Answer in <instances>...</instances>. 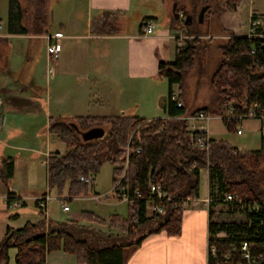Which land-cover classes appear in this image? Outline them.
<instances>
[{"label": "trees", "instance_id": "16d2710c", "mask_svg": "<svg viewBox=\"0 0 264 264\" xmlns=\"http://www.w3.org/2000/svg\"><path fill=\"white\" fill-rule=\"evenodd\" d=\"M215 0H196L189 10L180 8L174 1L173 23L180 19L184 27H190L193 18L204 8L203 20L224 12ZM236 0H225L231 8ZM119 12H102L92 22L96 33H114L113 23ZM23 10L18 0L7 1V32L24 34L21 21ZM189 17V21L185 18ZM181 21V20H180ZM258 29L254 36H235L232 33L218 46L220 58L211 73H208L203 56L208 51L212 38H203L199 30L189 33L183 46H175V58L170 63L159 62L157 76L165 79L169 90L165 119L148 122L135 116L78 117L72 123L50 118L48 130L65 144L64 153H51L47 159V186L61 196L67 189L71 197L88 196L93 185L80 180L92 177L107 161L112 168V184L118 181L129 156L124 176L113 190L120 199V191L133 195L138 190L141 198L127 204L125 216L111 214L107 219L93 211L83 210L80 216L86 224L71 220L53 222L44 218L36 223L26 222L20 229L6 228L0 241V264H8V251L16 249L15 264H47L46 256L54 251L71 254L79 264H125L126 256L138 248L150 234L165 232L170 236L181 233L184 207L165 202L162 213L147 216L146 196L149 183H161L167 195L174 200L196 198L199 191V171H208L211 203L225 202V194H235V201L226 202L230 212L243 206L245 221L210 222L208 243L225 249L231 243L247 241L256 248L264 244V148L241 153L227 140L208 139L206 148H199L196 140L204 132H189L185 117L202 112L209 116L223 114V106L230 105L234 117H223L228 131L238 126L239 115L256 103V112L264 115V35ZM196 70L197 77H206L212 93L208 102L191 107L184 99L185 79ZM200 80V79H199ZM178 85L176 99H171L172 85ZM264 120V119H263ZM102 132L100 137L94 132ZM191 134V136H190ZM264 144V129L261 135ZM139 150V152H137ZM194 166V167H193ZM193 167V168H192ZM5 176L13 172V161H4ZM4 172V171H3ZM9 174V176H8ZM222 194L217 196L216 192ZM10 194V192H9ZM12 202L7 197V205ZM24 205V201L22 202ZM257 209L247 212L249 206ZM103 227L104 229L102 230ZM118 231V232H115ZM224 233L223 237L217 236Z\"/></svg>", "mask_w": 264, "mask_h": 264}, {"label": "crops", "instance_id": "0c3cea01", "mask_svg": "<svg viewBox=\"0 0 264 264\" xmlns=\"http://www.w3.org/2000/svg\"><path fill=\"white\" fill-rule=\"evenodd\" d=\"M7 1L4 0L1 7H7ZM145 1L148 2L141 0L143 4ZM18 2L23 10L21 23L26 33H8L7 13L5 17H0V241L8 226L20 229L26 222L36 223L43 218L53 222L71 220L86 224L80 216L65 217L64 220L49 217L48 201L52 197L46 192L23 193L16 178L17 162L22 156L31 159L43 156L40 163L44 167L43 177L47 186L48 156L56 152L61 154L50 150V139L54 136L48 130L50 118L66 123H72L78 117L122 114L138 117L145 122L167 118L169 87L165 79L157 76V68L159 62L170 63L174 60L175 46L182 41L177 27L169 18L170 6L164 4V0H154L157 10L154 15L142 3L136 5L133 0ZM173 9H170L171 13ZM104 11L120 13L113 23L116 28L114 33H96L92 30L94 18ZM134 13L138 14V21L130 23L129 19ZM252 18L259 20L256 30L259 35H264V0H237L217 19L220 28L216 35L203 34L201 37L213 39L217 36L224 41L230 33L254 36L255 32H249ZM148 21L154 24L150 34L143 31ZM55 33L61 34L60 51L58 60L53 62L46 50V37ZM49 68L52 72L48 71ZM177 90L178 85H172V95H177ZM162 97H165V111L161 108ZM226 106H223L222 115H208L205 125L209 139L227 140L241 153L264 148L261 143L264 120L243 119L234 131H228L223 123ZM25 114L31 117V121L40 119V131L31 135L17 126V122L25 119ZM199 124L200 121L191 122L189 131L192 132V126ZM237 129L241 133L238 134ZM29 138L38 139V142L29 143ZM5 160L13 161V172L10 176L8 174L9 177L4 174ZM29 170L25 172L30 178ZM202 171L206 172L207 177L203 196L200 195ZM27 186L35 188L32 182H28ZM51 190L48 188V191ZM9 196L23 207H27L26 200L31 198L37 214L30 212V219H22L23 213L20 211L11 215L8 210L13 206L12 202L7 205ZM42 196H48L45 210L37 204V199ZM94 196L99 198L100 194L94 193L89 199ZM67 197L69 200H81L85 196L71 197L67 194ZM211 200L208 171L201 169L198 197L190 198L183 211L181 233L177 236L165 232L148 235L138 248L128 253L125 264H208L209 223L222 222L219 221L220 214L215 219L219 204L211 203ZM63 204L66 203L60 204L61 212L68 213L70 207L64 211ZM52 253L46 256L47 264ZM15 255L16 249L10 248L8 264H15Z\"/></svg>", "mask_w": 264, "mask_h": 264}, {"label": "rangeland", "instance_id": "374dc122", "mask_svg": "<svg viewBox=\"0 0 264 264\" xmlns=\"http://www.w3.org/2000/svg\"><path fill=\"white\" fill-rule=\"evenodd\" d=\"M136 5L142 3V5L151 10V15H154L156 13V6L154 4V0H148V2L144 3L141 2V0H133ZM174 1H178V4L181 7H183L186 10H189L192 8V2H196V0H164V4H169L170 9L172 10L174 6ZM237 1V0H236ZM4 0L0 1V17H5L7 13V7L6 5L2 6ZM214 3L222 4L225 2V0H215ZM222 6L224 7V11L229 9V7L224 4ZM169 9V18H177V16L172 12H170ZM138 14L131 15L129 22L134 23L135 21H138L137 17ZM199 14H197L192 22L190 27H184L182 20L184 19L183 13H180V19L177 20V22L174 23V26L177 27L179 34L181 35L180 45L183 46V43L186 38H188L189 33H194L196 30H199L202 34H212L216 35V31H218L219 27V21H217L216 16H214L211 19H205L202 20V22L199 21ZM181 20V21H180ZM223 39L217 36H214L211 42V45L206 52V54L203 56L204 62L206 63L207 71L208 73H211L213 69L215 68L219 58H220V51L218 49V46L222 43ZM197 71L192 70L189 72L187 78L185 79V91H184V99L186 100V104L190 105L191 107H199L204 104H206L211 96V89L208 86V82L205 76L198 78L196 75ZM200 79V80H199ZM28 114H25V119L17 122V126L20 127L22 131H26L27 133H30L31 135L35 132L40 131L41 123L39 122L40 119L35 118L34 121H31V117H28ZM42 118V117H41ZM213 120V119H212ZM217 120V119H214ZM5 131V130H4ZM242 140L243 138H239ZM29 143L31 142H38V139L29 138ZM40 141V140H39ZM28 142V141H27ZM50 150L51 151H59L61 153H64L66 150V146L64 148L63 143L56 138L55 136H51L50 139ZM41 159H43V156H34L33 159L22 156V158L19 159L17 162V183L18 185H21V190L23 193L30 195L31 193H49V195L52 197L48 201V211H49V217L52 219H58V220H64L65 217L67 218H78L80 215V212L83 210L93 211L95 214H98L101 217L107 218L111 214L118 213L122 216L126 215L127 212V203L122 202L121 200L114 197L112 194V168L113 166L105 161L101 168L99 169V172L95 175L94 185L90 187L89 189V195L86 197H83V199H68L67 197V189L65 188L63 194L59 196L57 192L52 189L51 191H48V187L45 185L44 182V167L41 165ZM29 166V167H28ZM30 169L28 171L29 176H26L25 170ZM33 169V171L31 170ZM206 172L202 171L200 173V195L203 196L206 192ZM28 182H32L35 185V188L27 186ZM21 192V193H22ZM216 192V189H215ZM94 193L100 194V197L98 200L96 199H89L90 196H92ZM217 196L222 197L223 195L220 193H217ZM66 203L70 207V211L68 213L63 214L60 209L61 203ZM27 207L19 206V207H11L9 208V213L11 215L18 213L19 211L23 213L22 219H30V212L32 214H37V209L35 208L33 204V200L31 198H28L26 200ZM216 211V217L217 219L218 215L220 214L219 221L224 222H235V223H241L245 221V213H243L241 210H243V206L239 207L237 212H230V206L227 205L226 202H221L217 207ZM257 207L249 206L247 209V212H252L256 210ZM151 215L150 208L147 207V216ZM80 219L82 220L81 216ZM83 221V220H82ZM118 232V231H115ZM217 236L223 237L224 233H219ZM10 264V262H9ZM48 264H79L75 260V257L70 254H65L62 252H53L50 254V257L48 258Z\"/></svg>", "mask_w": 264, "mask_h": 264}, {"label": "built area", "instance_id": "2783aa9c", "mask_svg": "<svg viewBox=\"0 0 264 264\" xmlns=\"http://www.w3.org/2000/svg\"><path fill=\"white\" fill-rule=\"evenodd\" d=\"M258 24H259V20L257 18H252L249 22V32L254 33ZM153 29H154V24L149 21L146 22L145 26L143 27L144 33H147V34L152 33ZM60 36H61L60 33H55L54 35L46 37V40H47L46 50H47L50 60L53 62L57 61L59 57V51H60L59 50L60 49L59 37ZM48 71L52 72V69L49 68ZM171 99L176 101V104L178 107L181 106V102L177 101L176 95H172ZM257 107L258 105L256 103L251 104L248 107L247 111L244 114L239 115L238 118L240 120L250 119V118L263 120L264 115L256 112ZM224 115L226 117H234L232 113V108L230 105L226 106ZM208 117H209L208 115L202 112H199L196 115L185 117L186 123H187L186 124L187 129L189 128V125L191 122L196 123L200 121V124L196 125V127L192 126V132L198 131V132L205 133V136L199 137L195 142L199 148H206V142L209 139L208 135L206 134V125H205L206 121L208 120ZM237 133L238 134L241 133V130L237 129ZM137 152H139V150H137ZM128 156H129V150L127 148L125 152L126 161L123 166V171L118 181L113 186L112 193L115 187L118 185L119 181L124 176V173L127 168ZM80 180L88 183L89 185H92L94 183V180L92 177H87V178L80 177ZM119 196H120L119 200L129 205H132L136 199L141 198V194L138 190L134 191L133 195H129L125 191H120ZM190 198L191 197H185L179 200L171 199L167 195V193L164 191L161 183L159 182L149 183L148 195L146 196V204H147V207L150 208L151 214L152 213H162L165 208V202L172 201L173 206L176 207L180 204L181 206L185 208L187 207V204ZM94 199L98 200V196H94ZM236 199L237 197L235 194H225L223 200L225 202H230V201H235ZM47 200H48V196H42L38 198L37 199L38 206L41 209L45 210ZM11 204L13 207L19 206V202L15 199L12 200ZM68 209L69 207L67 204L62 205V210L67 211ZM207 255H208V264H264V244H261L260 246L254 248L249 244V242L244 240L237 244L231 243L225 249H222V248H219L216 244L208 243Z\"/></svg>", "mask_w": 264, "mask_h": 264}, {"label": "water", "instance_id": "95a60500", "mask_svg": "<svg viewBox=\"0 0 264 264\" xmlns=\"http://www.w3.org/2000/svg\"><path fill=\"white\" fill-rule=\"evenodd\" d=\"M174 7H175V4H174L173 8H174ZM203 13H204V8H201V10H200V12H199V15H198V17H199V21H200V22H202V20H203ZM189 20H190L189 17H186V18H185V21H189ZM165 103H166V102H165V97H162V98H161V108H162L163 111L166 110V104H165ZM94 134H95V136L100 137V136L102 135V132L99 131V130H96V131L94 132Z\"/></svg>", "mask_w": 264, "mask_h": 264}]
</instances>
